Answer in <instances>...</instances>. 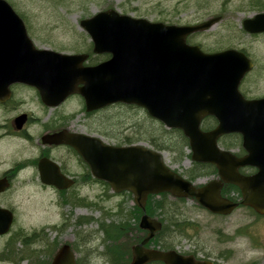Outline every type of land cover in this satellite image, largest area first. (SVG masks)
Here are the masks:
<instances>
[{"label":"water","instance_id":"95a60500","mask_svg":"<svg viewBox=\"0 0 264 264\" xmlns=\"http://www.w3.org/2000/svg\"><path fill=\"white\" fill-rule=\"evenodd\" d=\"M219 19L175 26L134 19L112 9L99 12L81 20L79 26L89 35L92 52L110 57L85 67V54L36 49L22 20L0 0V103L8 99L10 85L21 83L36 89L47 107H56L73 94L82 97L86 112L115 103L140 107L165 128L180 130L188 139L191 160L214 165L220 180L195 188L170 170L159 153L142 145L116 147L65 131L43 141L72 146L94 178L106 182L113 192L132 193L142 211L148 195L168 193L176 198H195L211 213L227 215L237 204L222 198L220 190L223 184H232L241 192V205L264 214V98L247 101L238 92L251 63L232 49L205 54L186 43L187 36L208 30ZM242 28L248 34L264 33V13L243 20ZM206 116H213L217 126L202 132L199 126ZM233 132L241 135L246 151L240 159L216 145L219 136ZM244 166L257 172L241 176L237 169ZM41 181L58 189L71 184L44 172ZM5 187L0 181V191ZM10 223V212L0 209V235ZM139 228L147 231V236L132 248L130 264H209L174 251L145 249L143 245L161 224L144 214ZM51 264H75L68 246L58 250Z\"/></svg>","mask_w":264,"mask_h":264},{"label":"rangeland","instance_id":"374dc122","mask_svg":"<svg viewBox=\"0 0 264 264\" xmlns=\"http://www.w3.org/2000/svg\"><path fill=\"white\" fill-rule=\"evenodd\" d=\"M5 1L24 21L37 48L64 53H78L89 48V37L80 28L79 21L107 9L133 18L174 25H194L219 16L221 20L209 30L189 36V44L200 46L204 52L231 48L246 53L253 62V69L240 90L246 98L264 96V34L250 35L241 27L244 19L264 12V8H259L264 5V0ZM14 100L34 117L43 119L52 113L65 126L101 138L111 145L123 144L127 136L135 140L136 135L141 136L145 130L154 132L158 129L156 122L143 110L121 105L110 106L88 117L77 99L49 113L42 111L27 91H19ZM12 116L5 110L0 111V123ZM38 127L29 130L35 139L39 134ZM137 144L152 148L144 141H137ZM161 153L165 164L179 173L185 174L191 165L186 148L184 157L179 159L172 152ZM36 156L37 152L28 144L0 135V172L14 170L10 188L0 197V202L14 214L11 232L0 238V264H28L21 254H35L36 243H42V249L45 248L47 264L52 253L64 243L71 247L79 264H109L117 257L130 259L131 246L145 234L138 228L140 217L146 214L159 220L166 218L154 201L146 202L141 213L131 194H114L103 184H84L78 179V184L65 192L41 186L31 175V170H21L25 166L31 167ZM69 163L75 169V160L70 159ZM212 179L209 174H203L197 183ZM166 199L171 219L184 225V232L179 234L170 229L147 246L167 245L176 252L213 259L218 254L220 264H264L263 248L252 246V216L247 208L238 207L228 216H218L201 208L193 199L181 202L171 197ZM106 232L116 233L117 238L108 237Z\"/></svg>","mask_w":264,"mask_h":264},{"label":"flooded vegetation","instance_id":"af4514ba","mask_svg":"<svg viewBox=\"0 0 264 264\" xmlns=\"http://www.w3.org/2000/svg\"><path fill=\"white\" fill-rule=\"evenodd\" d=\"M85 65H89V59L85 63ZM19 91H27L29 92L33 98H35L36 102L40 106L42 111L51 112L56 111L63 107V105L67 104L72 99L79 100L80 104L83 106V112H84V102L81 97L78 95H72L68 97L60 106L55 108H49L46 107L40 100L38 92L29 86H25L23 84H13L10 86V98L8 101H6L4 104H0V111L5 110L7 113L12 114L13 116L4 120L3 123H0V135H3L7 137L8 139H13L20 141L22 143L28 144V147L30 146L31 149H33L35 152H37V156L34 159V164L31 167H22L21 170H31V175L36 178L37 182L41 186H46L45 184L40 182V169H39V162L41 160H45V167L51 168L47 160L54 163L58 167V171L65 176L66 178L70 179L72 181L71 188L75 187L78 184V179H80L84 184H90L92 183V179L89 178L87 171L88 167L85 163L82 162V159L76 154V152L67 145H50V144H43L42 138L44 135H52L59 133L61 131H66L69 134H78L82 133L84 135H89L86 132H78L75 131L68 126H65L58 118L57 116L51 114H46L47 116L43 119L34 117L29 111L24 110L23 107H21L20 103H17L15 99V95ZM101 110H97L91 113H86L85 115H88V117L93 116L95 113L100 112ZM23 119L22 123H19ZM35 126H39V134L37 135L36 139L35 137L30 133L29 130L34 128ZM35 140V141H34ZM222 140H226L228 142H225L228 146V150L232 151L236 156H242L244 154V150L241 147V138L237 134H228L224 135L219 138V142L221 143ZM240 143V144H239ZM75 160L77 163L75 169L70 165L69 160ZM21 166V165H20ZM72 168V169H71ZM53 169V168H52ZM20 170V171H21ZM54 170V169H53ZM242 172L245 175L252 174L254 172L253 169H241ZM14 177V170L13 169H5L0 172V179H4L9 182L11 185L12 179ZM69 190V189H68ZM65 190V191H68ZM64 191V192H65ZM5 194V192L0 193V197ZM228 195L227 193L225 194ZM232 197V196H231ZM0 206H4L0 202ZM250 215L252 216V233H251V239L254 240L252 246L256 249L264 250V215L257 214L252 209L249 210ZM9 235V233H8ZM5 236V235H3ZM3 236H0L2 238ZM35 237V236H31ZM35 242L37 241V238L34 239ZM42 243L37 244L34 251L35 254L28 255L21 254V258L23 261H27L29 264H47V254L45 251V248L42 249L41 247ZM10 251L9 254H12L11 249H7V251ZM53 254V253H52ZM52 256V255H51ZM194 258L198 261H209L212 264H220L221 260L218 259V254L216 256V259H213L211 257H204V256H198L197 254L192 255ZM51 258V257H50Z\"/></svg>","mask_w":264,"mask_h":264},{"label":"trees","instance_id":"16d2710c","mask_svg":"<svg viewBox=\"0 0 264 264\" xmlns=\"http://www.w3.org/2000/svg\"><path fill=\"white\" fill-rule=\"evenodd\" d=\"M259 8L263 9L264 5L259 7ZM98 59H99V57H94V60H98ZM212 123H213L212 119L205 120V125H207V126L208 125L211 126ZM156 124L158 125V129H156L154 132L145 130L141 136L135 134L136 135L135 140H133L127 136L123 139V142H122L123 145H131V144L137 143V141H144V142L149 143L152 146V148H154L158 151H169V152L175 153L177 156H179L178 158H181L183 155V149L187 145L186 144L187 141L183 137L181 132L178 130H166L160 123L156 122ZM119 145H122V144H119ZM199 167H201L202 169L204 168V166H199ZM205 167H206V169L212 168L209 166H205ZM202 169H198L196 171V173H199L202 171L198 175L204 174L205 173L203 171L204 169L203 170ZM195 176H197V175H195ZM195 176L192 175L190 177L194 178ZM234 189L236 192H238L236 188H233V190ZM231 191H232V189H230V188L228 190H226L227 193H230ZM166 198H168L167 194H161V195H159L158 199H156L155 196H149L148 201H147V202L154 201L156 204H158L160 212L162 214L165 213V215H166V218H164V217L160 218V221L163 223V228L158 233V235L156 237H159L162 234L168 233V231L170 229H171V231H177L179 234H182L184 232V229H183L184 225H181V224H179V223H177L171 219V217H170L171 211L167 207V205L169 203H167ZM178 201L181 202V201H183V199H180ZM106 234L108 237H110L112 239L117 238V236L114 235L116 233L106 232ZM154 242H156V240ZM162 247H163V249L168 248L167 245H163ZM113 258H116V257H113ZM121 259H119L117 257V260H115L112 263L110 262V264H116V263L120 262ZM155 264H160V263H155Z\"/></svg>","mask_w":264,"mask_h":264}]
</instances>
